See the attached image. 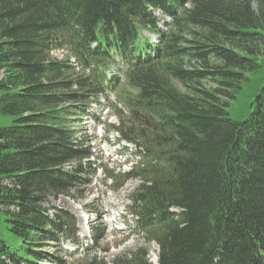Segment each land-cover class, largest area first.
I'll return each instance as SVG.
<instances>
[{
	"label": "trees",
	"instance_id": "trees-1",
	"mask_svg": "<svg viewBox=\"0 0 264 264\" xmlns=\"http://www.w3.org/2000/svg\"><path fill=\"white\" fill-rule=\"evenodd\" d=\"M120 84L159 264H264V0H0V264L75 237L43 203L92 167L74 117Z\"/></svg>",
	"mask_w": 264,
	"mask_h": 264
},
{
	"label": "rangeland",
	"instance_id": "rangeland-1",
	"mask_svg": "<svg viewBox=\"0 0 264 264\" xmlns=\"http://www.w3.org/2000/svg\"><path fill=\"white\" fill-rule=\"evenodd\" d=\"M160 25L163 26L162 21ZM52 55L58 59L70 58L71 62L76 63L66 50H55ZM74 72L81 75L82 70L76 66ZM90 101L89 106H86V113L76 115L74 118H80L75 123L76 130L78 138L84 141L92 153L90 157L92 167H87L89 168L87 173H79L78 179L74 178L68 183L66 187L68 193H56L43 203L49 217L57 218L64 211L70 213L78 230V242L74 244L66 238L68 231L58 233L53 240H43L42 250L54 255L43 264H72L75 258L77 263L74 264H112L117 256H129L145 251L149 253L144 255L149 257L151 263L158 264V245L147 243L145 235L136 223V218L128 212L130 195L135 190L144 188L145 184L151 183L150 179L143 181L142 177L135 176L139 171L136 166L143 158L133 155L126 149L128 145L134 150L129 140L123 138L116 130L118 126H124L126 129V124H132L129 112L113 95L109 100L100 97L97 102H93V99ZM115 102L119 103L118 107L122 111L113 107ZM10 124V118L0 119V127ZM107 174L116 178L113 184L109 181L110 177L106 179ZM115 193H121V198L119 199V195ZM101 208L108 211L103 213ZM0 210L6 211L7 208L0 206ZM122 215L124 221L119 220ZM2 229L0 218V230ZM112 229L124 232L111 233ZM5 232L6 239L12 238L6 230ZM87 246L86 252L83 248Z\"/></svg>",
	"mask_w": 264,
	"mask_h": 264
},
{
	"label": "bare ground",
	"instance_id": "bare-ground-1",
	"mask_svg": "<svg viewBox=\"0 0 264 264\" xmlns=\"http://www.w3.org/2000/svg\"><path fill=\"white\" fill-rule=\"evenodd\" d=\"M159 15V14H158ZM170 18H167V20H169ZM162 22H163V20H161ZM132 206H133V204L131 205V208H132ZM108 210H106L105 208H101V212H103V213H105V212H107ZM130 212H132V209H131V211ZM131 214V213H130ZM131 215H133V214H131ZM134 216V215H133ZM135 217V216H134ZM136 218V217H135ZM136 223L138 224V222H137V218H136ZM139 226V225H138ZM140 228V227H139Z\"/></svg>",
	"mask_w": 264,
	"mask_h": 264
}]
</instances>
